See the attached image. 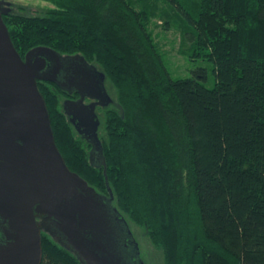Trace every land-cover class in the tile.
I'll use <instances>...</instances> for the list:
<instances>
[{"label":"trees","instance_id":"16d2710c","mask_svg":"<svg viewBox=\"0 0 264 264\" xmlns=\"http://www.w3.org/2000/svg\"><path fill=\"white\" fill-rule=\"evenodd\" d=\"M44 1L52 7L42 14L12 9L3 20L22 57L45 46L105 72L117 97L102 110L99 137L127 221L145 230L164 264H264V0H165L192 57L213 62L212 88L206 70L171 75L148 28L157 0ZM38 88L66 164L109 196L62 91ZM42 248L41 264H82L46 232Z\"/></svg>","mask_w":264,"mask_h":264},{"label":"water","instance_id":"95a60500","mask_svg":"<svg viewBox=\"0 0 264 264\" xmlns=\"http://www.w3.org/2000/svg\"><path fill=\"white\" fill-rule=\"evenodd\" d=\"M11 10L12 3L0 0V264H41L42 232L82 264H145L130 223L114 205L106 173L96 107L115 101L105 72L82 55L45 46L22 57L3 20ZM39 81L79 95L62 109L92 144L90 163L103 167L109 196L66 164ZM86 98L92 102L85 104ZM127 241L136 247L133 254Z\"/></svg>","mask_w":264,"mask_h":264},{"label":"rangeland","instance_id":"374dc122","mask_svg":"<svg viewBox=\"0 0 264 264\" xmlns=\"http://www.w3.org/2000/svg\"><path fill=\"white\" fill-rule=\"evenodd\" d=\"M12 3V11L15 13H25L27 15L42 14L46 7H52V4L44 0H3ZM159 8L154 16L148 21V28L151 32L153 40L164 57L165 64L173 78H187L194 75L198 70H206L207 78L203 80L208 88L215 85V77L213 74L214 64L204 58H193L190 53L191 43L184 39V27L179 20L177 14L171 9L165 0H157L154 2ZM137 8L140 9L137 5ZM163 11H168L170 17L165 15ZM200 80L201 74H199ZM107 90L109 94L116 99L117 94L112 85L107 82ZM63 103V95L61 104ZM104 115H100L99 136L104 135L103 129ZM129 220V219H128ZM130 226L136 240L139 243L141 257L146 264H164V253L161 249L156 248L151 242L145 230L130 221Z\"/></svg>","mask_w":264,"mask_h":264},{"label":"flooded vegetation","instance_id":"af4514ba","mask_svg":"<svg viewBox=\"0 0 264 264\" xmlns=\"http://www.w3.org/2000/svg\"><path fill=\"white\" fill-rule=\"evenodd\" d=\"M62 95H63V102L65 101V100H67V99H70V100H78L79 99V95L77 94V93H72V94H69V93H67V92H63L62 91ZM92 102V100H90V99H88V98H86L85 100H84V103L85 104H90ZM62 107H63V103H62ZM102 110H104V108H101L100 106H97L96 107V113H97V115H98V117H99V119H100V115H101V112H102ZM68 119H69V122H70V117H68ZM71 123V122H70ZM72 124V126L74 127V130L77 132V134L81 137V135L78 133V131H77V128H76V123H71ZM85 141V143L86 144H88L90 147H89V151H88V153H89V162H90V152H91V150H92V144L91 143H89L88 141H86V140H84ZM130 228H131V226H130ZM131 231H132V229H131ZM132 233H133V236H134V238H135V240H136V237H135V235H134V232L132 231ZM0 239H2V235H1V233H0ZM136 242L138 243V241L136 240ZM127 245H128V247H127V251L130 253V254H133L134 252H136V247H135V245H129V243H128V241H127ZM138 246H139V243H138ZM139 249H140V247H139ZM140 256H141V251H140ZM142 258V257H141ZM143 260V259H142ZM144 261V260H143ZM145 263V262H144ZM146 264V263H145Z\"/></svg>","mask_w":264,"mask_h":264}]
</instances>
